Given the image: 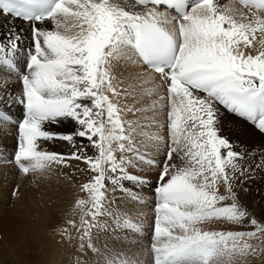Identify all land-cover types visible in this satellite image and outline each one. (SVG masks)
Segmentation results:
<instances>
[{
  "label": "snow or ice",
  "instance_id": "1",
  "mask_svg": "<svg viewBox=\"0 0 264 264\" xmlns=\"http://www.w3.org/2000/svg\"><path fill=\"white\" fill-rule=\"evenodd\" d=\"M239 3L250 15L218 0H0L8 22L0 33V82L7 88L15 76L20 85L17 95H0V128L12 122L9 110L22 106L9 162L22 174H43L77 161L91 174L81 186L87 198L75 201L80 223L56 229L77 242V264H140L128 249L142 231L136 206L149 180L141 173L153 167L151 264H235L264 251L249 243L264 233L255 218L248 220L252 231L201 227L240 225L250 215L233 182L254 168L240 163L248 153L221 135V111L264 134V0ZM257 33V54H246ZM150 73L166 94L145 106L157 91L144 87L155 79ZM56 140L71 153L41 148ZM261 156L255 169L264 168Z\"/></svg>",
  "mask_w": 264,
  "mask_h": 264
},
{
  "label": "rangeland",
  "instance_id": "2",
  "mask_svg": "<svg viewBox=\"0 0 264 264\" xmlns=\"http://www.w3.org/2000/svg\"><path fill=\"white\" fill-rule=\"evenodd\" d=\"M258 38L260 39V36ZM126 74L127 73H125V75ZM8 84V87L4 88L3 82H0V95L4 96L3 98H5V100H7L9 90H11L13 95H16L18 94V89L20 88L19 83L16 81H10ZM144 87L146 89H157L155 94L151 95L144 101L145 106H148L151 104L152 100L158 99L160 95L155 81H152ZM163 91L165 92L164 89ZM129 103H131V101H129ZM165 103L166 101H160V108H164ZM16 107L17 109H19L17 105ZM16 107L14 106V111ZM147 115L151 116L152 113L148 112ZM125 118L136 119V117L131 114H129ZM158 119L162 126L166 124V110L159 113ZM2 128H0V130ZM60 128H62L61 131ZM69 129L70 125H60L54 127L53 125H46V130L54 132H63V130L67 131ZM161 132L166 137V130L163 127L161 129ZM16 133L15 138L13 139V143H10L8 141H3V143L0 142V147L4 152H6L8 148H14V144L16 143V136L18 135ZM259 134L262 135L261 133ZM76 139L77 144H79L78 140H80V138ZM239 139L243 138L241 137ZM234 140L235 139H233L231 142L234 144L236 151L248 153L245 160L241 161L240 163L244 164L245 166H248L250 164L254 168L253 172L247 173L244 176L238 175L237 179L233 182L236 185V190L240 195L241 203L246 206V209L250 214L249 218L240 225L224 224L219 222L205 223L201 225L203 230L252 231L253 228L248 223V220H250L251 218H255L259 223L264 224V168L255 169V165L261 163V151H264V145H258V142L254 139ZM51 143H54L55 145H59L60 143H62L63 145L66 144V142H62L59 140L52 142L48 141L46 143H42L41 148L44 149L43 147L51 145ZM163 149L164 148H162L161 152L154 157L157 165H160L164 160L165 154H163ZM72 150V147L65 148V151L63 153L70 154ZM88 152L89 154H92V149L89 148ZM116 155L117 157H119L120 153L117 152ZM174 160L177 164L180 163L179 159L175 156ZM2 163H0V264H77V242L74 241L70 245L66 235L65 237H62L56 231V229L68 227L67 221L70 220H74L77 223L80 217V209L76 207L75 201L82 197L79 195V193H75L74 195L72 193H68L67 195H61L62 198L61 200H59L58 196L60 193L57 194L56 192L52 191L51 193H47V191L41 189V187L50 184L46 182H48L51 178H48V180L43 178L45 174L41 175L38 172L22 174L18 170L17 166L13 163ZM70 163L75 166L82 165L83 168H85L86 166L82 162L77 161H71ZM71 168L72 167L55 166L47 171L49 175L52 174L60 176L62 172L67 174V172L71 170ZM158 172L159 167H153L150 171L145 170L144 173H141L142 175H147L149 180L148 185H146L142 191L138 192V195L141 197V202L136 206L141 213L139 219L140 221H142V231L139 233V243H137L136 241H131V247H129L128 249L130 252L136 254L140 264H151V257L146 250L149 248L151 243L150 225L152 224L154 219L155 200L152 199L151 189H153V183H156ZM70 174H72V172ZM37 190H40V193L37 192ZM220 191L223 192V187H221ZM13 192H16L15 196L13 195ZM44 192H46V194ZM53 193H55V196L52 195ZM47 195H49L50 198ZM116 195L119 196L120 193L117 192ZM46 197L51 199V201L54 203L50 202V200ZM41 201L42 203H45H43L42 205L40 203ZM31 202L33 204H31ZM150 202L153 203V205H149ZM21 204L24 208L21 207ZM35 204L37 205L35 206ZM33 205L35 207H33ZM45 206H47L48 208H46ZM22 220H24V224L22 223ZM17 222L21 223L22 225H19ZM71 230L73 231V229L69 227V232ZM23 231L25 232V234H23ZM19 232H21L22 234ZM13 233H16V235H14ZM9 234L11 235L9 236ZM13 235L19 237L17 238V241H15L14 239L12 240L11 237ZM249 243H253V245H259L261 249H264V233L259 234V239L253 238L249 240ZM69 245L70 247L67 250V247ZM20 249L25 250H23L20 254ZM26 255H31V258L26 260ZM96 259L97 258L94 256L91 257V260L93 261H95ZM235 264H264V251H261L259 255H249L246 260L237 258L235 260Z\"/></svg>",
  "mask_w": 264,
  "mask_h": 264
},
{
  "label": "bare ground",
  "instance_id": "3",
  "mask_svg": "<svg viewBox=\"0 0 264 264\" xmlns=\"http://www.w3.org/2000/svg\"><path fill=\"white\" fill-rule=\"evenodd\" d=\"M218 2L222 5V6H227V7H235L236 9H238V10H240V11H244L246 14H249L250 15V13H249V10L248 9H246V8H244L243 6H240L239 4H237L236 2H226V1H224V0H218ZM20 22L18 21L17 22V24H19ZM51 24L49 23L48 25H47V28H49V29H53L52 27H53V25H51ZM7 27H8V22H7V20H5V19H3V18H0V33H3L4 31H6L7 30ZM24 28H25V31L27 32L28 31V26L27 25H24ZM259 33H257V41H254L253 43H254V47L253 48H246V49H244L245 50V52H246V54H253V55H255V54H257V52H258V50H259V47H260V45H259V43H258V41H259ZM134 71H137V72H143L144 71V69L143 68H136V69H134ZM150 76H152V77H155V79L153 80V81H155V83H156V86L158 87L159 86V82H158V80H157V77H156V75L154 74V73H150L149 74ZM10 81H16V82H18L17 81V79L16 78H13V77H10ZM9 85V84H8ZM5 91V90H4ZM158 91H159V95L160 96H164L166 93L163 91V89H160V88H158ZM17 95V94H16ZM8 96V95H7ZM13 96H15V95H13ZM4 97V96H3ZM8 98V97H7ZM5 99V98H4ZM147 105V104H146ZM15 107H16V105H15ZM9 112H10V115L11 114H16V115H18V117H20L21 116V114H20V109H17V107H16V109H15V111H14V106L9 110ZM221 119H222V121H223V129H222V132H221V135H224V136H227L229 139H230V141H232L233 139H235V140H246V139H250V140H252V139H254V140H256L257 142H258V145L259 144H261V145H264V136H262V135H260L257 131H256V129L254 128V127H252L249 123H246L245 121H243L242 119H239V118H236L234 115H232V114H229V113H227V112H225V111H221ZM54 127V126H53ZM48 128H50V127H48ZM53 129V128H52ZM62 130V128H60V131ZM74 130V128H73V126H71L70 125V129L69 130H67V131H64L63 130V132H70V131H73ZM15 133H16V130L14 129V127L12 128V127H10L9 125H4L3 126V128L0 130V142L1 143H3V141H8V142H10V143H13V139L15 138ZM17 134V133H16ZM243 138V139H239V138ZM234 140V141H235ZM49 142H52V141H49ZM78 142L80 143V140H78ZM43 143H46V142H43ZM239 143V142H238ZM2 145V144H1ZM49 147V148H48ZM71 146H69L67 143L66 144H62V143H60L59 145H55L54 143H51V145H48V146H46V147H43L44 149L43 150H45V148H46V151H55V152H59V153H63L64 151H65V148H70ZM238 149V148H237ZM72 166V168H71V170H69L68 172H67V174L66 173H64V172H62L61 174H60V176L59 175H52V174H48V171L47 170H45L44 172H43V174H41L40 172H38L39 174H41V175H44L43 176V178H45V179H47L48 180V178L50 179L48 182H46V183H50L49 185H45L44 187H41V189L42 190H44V191H47V193H51V191L52 192H56L57 194H59V196L58 195H56V196H58V198H59V200H61V198H62V196L61 195H67L68 193H72L73 195L76 193V194H78L79 193V195L82 197V198H87V195H86V193L85 192H83V191H81V186L84 184V183H86L88 180H89V177H90V173H87V172H83V171H81L80 169H84L83 167H82V165H78V166H75V165H73V164H71ZM85 168H86V166H85ZM72 172V174H70ZM47 173V174H46ZM69 174V175H68ZM41 178V177H40ZM40 181V180H39ZM36 182V181H35ZM41 182V181H40ZM43 184V183H42ZM39 185V184H38ZM38 187V186H37ZM35 190V189H34ZM40 191V190H39ZM38 190H37V192H39ZM40 193V192H39ZM45 194H46V192H44ZM38 194V193H37ZM44 194V195H45ZM72 194H69V195H72ZM43 195V194H42ZM52 195H54L55 196V193H53ZM49 198H50V196L49 195H47ZM47 198V197H46ZM49 198H47V199H49ZM52 198V197H51ZM36 199V198H35ZM39 199V198H38ZM46 199V200H47ZM34 200V199H33ZM45 200V201H46ZM50 200V202H52L51 201V199H49ZM42 201H44V200H42ZM42 201L40 202L42 205H43V203H45V202H43L42 203ZM37 202V201H36ZM48 202V201H47ZM34 203H35V201H34ZM52 203H54V202H52ZM31 204H33L32 202H31ZM30 204V205H31ZM38 204V203H37ZM37 204H35V206L37 205ZM32 206V205H31ZM34 205H33V207H35ZM21 207H23L22 206V204H21ZM40 207H42V206H40ZM40 207H36V208H40ZM46 208H48L47 206H45ZM24 208V207H23ZM20 210H22V209H20ZM25 211V210H24ZM20 212V211H19ZM21 214H23V213H21ZM20 214V215H21ZM26 214V213H25ZM80 215H81V212H80ZM17 221V220H16ZM15 221V222H16ZM20 221V220H19ZM23 221L24 220H22V223H23ZM18 223V222H17ZM16 223V224H17ZM80 223V217H79V219H78V221H77V224H79ZM15 224V223H14ZM19 225L21 224V223H18ZM17 224V225H18ZM24 224V223H23ZM22 225V224H21ZM212 226V225H211ZM213 227H214V225H213ZM213 227H211V228H213ZM229 227V226H228ZM14 228V227H13ZM26 228V227H25ZM216 228V227H215ZM217 228H218V226H217ZM16 229V228H15ZM28 229H30V228H28ZM34 230V229H33ZM28 231V230H27ZM32 231V230H31ZM72 231V230H71ZM70 231V232H71ZM11 232H13V231H11ZM24 232V231H23ZM34 232V231H33ZM17 233H18V231H17ZM19 233H21V232H19ZM27 233V232H26ZM14 234V233H13ZM22 234V233H21ZM23 234H25V232L23 233ZM71 234H72V236H77V233H76V231L73 229V231L71 232ZM11 234H9V236H10ZM14 235H16V233L14 234ZM13 235V236H14ZM18 235V234H17ZM11 237L12 238V240L14 239L15 241H17V238H19V237H16V236H14V237ZM9 238V237H8ZM19 240V239H18ZM32 240V239H31ZM75 241V240H74ZM73 241V242H74ZM72 242V243H73ZM72 243H70V245L72 244ZM253 244V243H252ZM70 245L67 247V250L69 249V247H70ZM26 249H27V246H26ZM23 250H25V249H20V254L22 253V251ZM66 250V249H65ZM66 252V251H65ZM46 254V253H45ZM74 255V254H73ZM25 258H26V260H28V259H30L31 258V255H26L25 256ZM60 260V259H59ZM63 260V259H62ZM56 263V262H55Z\"/></svg>",
  "mask_w": 264,
  "mask_h": 264
}]
</instances>
